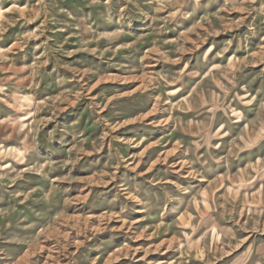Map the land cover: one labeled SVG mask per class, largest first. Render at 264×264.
Returning <instances> with one entry per match:
<instances>
[{"label": "rangeland", "instance_id": "rangeland-1", "mask_svg": "<svg viewBox=\"0 0 264 264\" xmlns=\"http://www.w3.org/2000/svg\"><path fill=\"white\" fill-rule=\"evenodd\" d=\"M0 264H264V0H0Z\"/></svg>", "mask_w": 264, "mask_h": 264}, {"label": "clouds", "instance_id": "clouds-1", "mask_svg": "<svg viewBox=\"0 0 264 264\" xmlns=\"http://www.w3.org/2000/svg\"><path fill=\"white\" fill-rule=\"evenodd\" d=\"M105 123H107V122L105 121ZM113 139H115V138H113Z\"/></svg>", "mask_w": 264, "mask_h": 264}, {"label": "bare ground", "instance_id": "bare-ground-1", "mask_svg": "<svg viewBox=\"0 0 264 264\" xmlns=\"http://www.w3.org/2000/svg\"><path fill=\"white\" fill-rule=\"evenodd\" d=\"M125 86V85H124ZM125 88V87H124Z\"/></svg>", "mask_w": 264, "mask_h": 264}]
</instances>
